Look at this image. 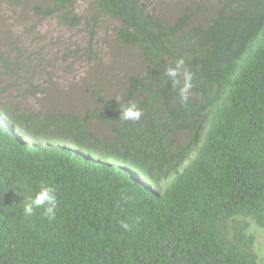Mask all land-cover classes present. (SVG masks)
I'll return each instance as SVG.
<instances>
[{
  "label": "trees",
  "instance_id": "1",
  "mask_svg": "<svg viewBox=\"0 0 264 264\" xmlns=\"http://www.w3.org/2000/svg\"><path fill=\"white\" fill-rule=\"evenodd\" d=\"M1 1L83 24L89 42L114 20L108 65L142 74L98 60L80 91L31 111L22 100L44 91L21 76L20 52L0 48V74L16 83L0 103L13 128L0 120V264H258L247 220L264 230V0H184L174 18L166 0H83L82 14L78 0ZM178 57L194 73L187 108L163 77ZM129 101L138 122L119 120ZM41 182L57 190L51 221L22 214Z\"/></svg>",
  "mask_w": 264,
  "mask_h": 264
},
{
  "label": "rangeland",
  "instance_id": "2",
  "mask_svg": "<svg viewBox=\"0 0 264 264\" xmlns=\"http://www.w3.org/2000/svg\"><path fill=\"white\" fill-rule=\"evenodd\" d=\"M148 1L150 6H154L164 0ZM166 1H170L169 17L173 18L177 9L186 5L184 0ZM85 6L86 3L83 0L75 1L74 10L82 14L85 11ZM115 24L114 20L103 18L89 42V36L83 24H79L75 28H68L59 24L55 17H40L33 15L30 11L22 12L20 9L13 8L5 1L0 0V48L6 51L12 47L11 59H14L15 55L20 52L22 59L17 64L18 69H21V76L27 78L28 75L32 74L28 79L38 84L39 88L44 91V94L37 92L35 96H28L23 99L22 106L27 110L36 111L45 103L54 104L56 96L61 94V90L70 89L75 85L74 90L77 88L80 91L86 82L84 79L86 71L91 70L98 60H100L102 69H108L109 72L111 69L119 68L120 74L124 73V69L126 71L132 69L141 75L142 71H138L141 69L133 61L120 62L116 64L115 68L111 67L112 64L114 66V63L111 64L110 61L108 65L110 54L106 43L112 36V29ZM31 25H33V29H29ZM88 47L94 50L90 58H87L86 55ZM76 49H79V52ZM70 50H76L77 56L63 57V54ZM49 74L52 76L51 81L40 84V81ZM6 82H10L12 85L2 93L0 88V103L3 102L4 97L15 101V98L11 99L15 95L14 86L16 83H14V78L0 74V87ZM114 83L111 82V84ZM73 92L64 99L69 107L75 105ZM62 100L63 98L59 102ZM244 220L246 221L245 218ZM247 221V230L255 239L252 251L259 257L256 258L258 264H264V230L254 225L250 219Z\"/></svg>",
  "mask_w": 264,
  "mask_h": 264
},
{
  "label": "clouds",
  "instance_id": "3",
  "mask_svg": "<svg viewBox=\"0 0 264 264\" xmlns=\"http://www.w3.org/2000/svg\"><path fill=\"white\" fill-rule=\"evenodd\" d=\"M163 77L171 79L173 90L177 91L179 96L180 105L187 108L190 98L194 95L192 91L194 88V73L186 66L185 59L183 57H178L173 66L165 68ZM119 99L120 98H117V100ZM119 110L120 121L138 122L144 115V110L140 108L135 101H129L126 105L121 104ZM0 120L6 123L7 126L13 130L7 117L3 116L1 113ZM56 191V187L51 184L41 182L39 190L35 193V195L25 197L22 202L23 216H34L37 209H43V216L50 221L54 220L56 218V210L58 207ZM122 199H127V197H122ZM139 223V218H136L132 223H129L127 219L119 221L120 227L127 232H131L134 226L138 228Z\"/></svg>",
  "mask_w": 264,
  "mask_h": 264
}]
</instances>
